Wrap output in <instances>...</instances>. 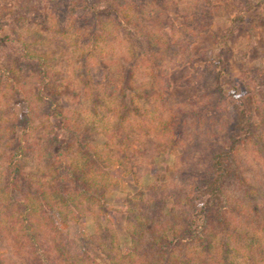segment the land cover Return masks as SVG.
<instances>
[{
	"label": "rangeland",
	"instance_id": "rangeland-1",
	"mask_svg": "<svg viewBox=\"0 0 264 264\" xmlns=\"http://www.w3.org/2000/svg\"><path fill=\"white\" fill-rule=\"evenodd\" d=\"M188 1L194 3L193 7ZM179 3L180 11H207L204 21L208 27L195 41L183 44L180 63L164 64L166 75L156 81L157 86L144 71L145 65L141 66L137 72L139 81L128 95V98L136 97L135 104L139 108L123 122L129 138L120 143L110 138L119 115L116 101L106 95L101 101L103 104L92 110L91 87L84 86L83 82L85 78H92L94 85L106 84L100 63L112 65L114 79L122 73L120 61L128 58L130 52L126 43L113 40L114 27L108 26L110 39L100 38L96 46L90 47L81 40L78 42L75 29L67 34L55 29L57 17L51 15L46 22L45 13L51 6L47 9L44 0H0V23L5 25L2 34L14 36L12 27L19 34L18 49L0 45V262L26 264L31 247V242L22 248L19 246V242L25 240L18 224L22 210L13 216L9 212L12 196L19 192L7 190L6 171L12 151L24 136L23 128L13 127L12 123L16 117L29 113L35 121L28 139L22 141L24 151L32 147L33 157L20 156L23 160L20 166L27 165L23 170L30 171L36 166L34 157L38 160L43 157L41 137H45L50 127L60 128L62 124L61 118L44 114V108L53 98H57L58 104H68L67 113L72 115L73 125L79 126L81 131L87 129L94 139L92 146L96 152L102 153L104 145L112 141L110 149L115 156L107 161L109 167L105 166L106 162L98 161L99 167L104 168L103 174L94 170L95 166L89 167L92 161L76 152L68 161H72L77 170L90 172L86 181L102 189L98 199L105 195L101 203L108 213L100 218L101 225L111 227L115 247L125 254L130 251L132 240L126 216L121 212L129 206L130 200L141 202L140 193L167 184L169 187L181 185L180 194L185 195L180 203L187 202L195 183V178L190 179L194 177L193 169H196L197 179L205 176L210 157L223 147L224 136L230 133L234 106L243 105L251 117L253 136L235 152L234 174L225 191L229 205L237 210H227V215L234 227L242 233L247 231L248 241L254 248L264 250V0H182ZM204 6L207 9H203ZM32 8L35 11L27 13ZM238 14L243 20L235 21ZM172 20L177 26L182 21L179 16H173ZM155 39L162 40V36L156 35ZM10 54L19 63H13ZM217 69L221 71L220 84L226 98L216 111L207 115L202 112L213 108L219 98L214 89ZM153 90L154 95L147 97L146 92L153 93ZM155 91L158 94L155 95ZM178 114L184 126L180 142H176L177 137L172 132L164 130L168 118ZM172 137H175L174 143ZM225 139L224 144L228 146ZM183 174L189 175L187 182L182 179ZM34 175L32 180L39 184L46 200L30 195V211L26 215L32 236L47 243L44 250L57 251L53 246L55 222L45 217L44 210L60 223L64 238L79 237L87 242L100 234L98 212L84 195H76L78 206L65 205L55 194L49 177L38 179ZM166 203L168 213L174 207L173 199ZM201 203L197 201L196 205ZM79 214L84 216L77 219ZM245 216L249 217V224L244 222ZM89 254L98 264H109L105 255L94 248L89 247Z\"/></svg>",
	"mask_w": 264,
	"mask_h": 264
},
{
	"label": "trees",
	"instance_id": "trees-1",
	"mask_svg": "<svg viewBox=\"0 0 264 264\" xmlns=\"http://www.w3.org/2000/svg\"><path fill=\"white\" fill-rule=\"evenodd\" d=\"M176 1L44 0L47 9L51 6V9L46 10L45 13L46 22L51 15L55 19L57 17L55 29H62L61 33L67 34L71 29H75L79 35L78 42L81 40L82 44L94 47L100 42V38L110 39L111 35L107 31L108 26H112L114 27L113 31L116 32L113 40H120L129 47V57L120 61L122 73L118 79H114L112 65L100 63L106 84L94 85L92 78L83 80L84 86L91 87L92 110L96 105L103 104L101 101L106 95L116 101L119 115L115 130L110 137L112 141L116 140L122 143L126 138H129V134L125 132L122 125L139 108L135 104L136 97L128 98V95L134 91L135 82L139 81L137 72L141 66L145 65L144 71L157 86L156 81L166 75V70L163 69L164 64L166 62L180 63V60L183 59V44L195 41L199 34L208 27L204 21L207 11L204 10L202 13L198 10L195 12L180 11L181 3L179 2L182 0ZM188 4H191L192 7L194 5L189 1ZM32 9H29L27 13L35 11ZM203 9L207 8L204 6ZM173 16H179L182 19L180 25L177 26L173 22ZM162 18H164V22H161ZM17 20H21V18ZM236 20H243L241 14L237 15ZM34 22L35 20L32 24ZM4 26L3 23H0V45L7 44V47L13 46V49H18L19 34L16 33V29L14 27L11 29L14 37L2 34ZM156 35L162 36V40L155 39V41L154 36ZM52 54L54 55L56 52L52 51ZM167 55L168 57L165 59ZM10 56L13 63H19L11 54ZM140 76L144 75L141 73ZM220 79L221 71L217 69L214 75V89L218 92V101L213 105V108L210 107L202 113L216 111V107H219V104L225 100ZM113 81H116V84ZM146 93L147 97H150L151 94L153 96L154 90L153 93ZM156 94L158 93L155 91ZM57 102V98L51 99L44 108V114L48 117L53 115L61 118L62 124L60 128L50 127V130L45 133V137H41L40 145H43V157L41 160L34 157L33 163L36 164V171H34L35 168L25 171L23 169L27 165H24V168L20 166L23 161L20 157L22 154L29 158L33 157L32 147L24 151L22 141L28 139L35 121L29 113L22 118L16 117L12 123L13 127L23 128L24 136L12 151L5 179L7 190L10 192L18 190L17 192H19L12 196L9 205L11 211L9 210V212L10 216L19 210L23 212L18 224L19 228L21 227L20 230H23L25 240H21L19 246L22 248L27 245V242H31L28 251L29 260L26 264H81V262L98 264L97 260L90 256L89 247L104 254L109 264H264V250L259 251L254 248L248 241L250 237L247 235V231L242 233L237 227H234L227 215L228 211L237 210L229 205L225 191L226 184L234 174L235 152L253 136L252 121L247 108L237 104L234 106L235 115L232 127L230 133H226L224 136L228 140L229 147L224 144L226 140L224 138L223 147L210 157L205 176L197 179L195 177L196 169H193L192 176L194 177H190V179L194 180L195 178V183L193 182L189 191L187 202L180 203L181 198L185 195L180 194L181 185L169 187L167 184L159 189L150 188L146 193H140L137 198L141 202L135 203L133 199L130 200L129 206L121 212L126 216L127 229L132 240L130 251L125 254L115 247L111 227L101 225V219L108 213L105 204L101 203L104 201L105 195H101L102 199H98L102 189L95 183L91 184L90 181H86L85 177L90 172L85 174L84 169L77 170L72 161H68L73 152H76V154H81L92 161L89 167L95 166L94 170L101 171L104 168L99 167L100 160L106 162L105 166L109 167V160L115 156L113 150L110 149L112 141L104 145L102 153L96 152L92 146L94 139L87 129L81 131L79 126L73 125V117L67 113L70 111L67 109L68 104L66 102L58 104ZM183 111L180 112L183 117H186L187 115ZM181 119L183 118L179 114L170 116L164 125V130H169L177 137L176 142H180L184 134L182 133L184 126L182 127L180 123ZM174 128L176 131L173 130ZM233 132H237L238 135H233ZM175 137H172V143H174ZM42 160L44 161L42 162ZM33 174L38 179L49 177L54 184L55 194L59 195L65 205L78 206L76 198L79 199V195H84L88 204L98 212L100 234L92 236L87 242L79 237L64 238L60 230V223H57L55 218L48 215L47 210H44L45 217L55 222L56 237L53 238L55 242L53 246L57 251L44 250L47 243H41L32 236L30 233L31 224H29V218L26 215L30 211L28 201L30 195L40 198L41 201L46 200V194L39 189V184L32 180ZM101 174H103L102 171ZM188 177V174H183L182 179L187 182ZM183 190L182 188L181 192ZM170 199H173L174 207L166 213V202ZM197 201H202V203L196 205ZM82 216L84 215L79 214L77 219ZM244 218V222L249 224V217L245 216ZM246 251L248 253L245 254ZM0 264L4 263L0 262Z\"/></svg>",
	"mask_w": 264,
	"mask_h": 264
}]
</instances>
